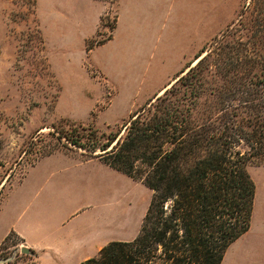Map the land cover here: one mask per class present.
Listing matches in <instances>:
<instances>
[{"label":"trees","instance_id":"obj_1","mask_svg":"<svg viewBox=\"0 0 264 264\" xmlns=\"http://www.w3.org/2000/svg\"><path fill=\"white\" fill-rule=\"evenodd\" d=\"M248 6L242 28L204 47L195 65L132 114L122 137L102 142L76 123L55 128L63 145L153 191L133 240L110 241L78 264H222L251 228L257 186L248 166L264 162V0ZM212 57L218 74H203Z\"/></svg>","mask_w":264,"mask_h":264},{"label":"rangeland","instance_id":"obj_2","mask_svg":"<svg viewBox=\"0 0 264 264\" xmlns=\"http://www.w3.org/2000/svg\"><path fill=\"white\" fill-rule=\"evenodd\" d=\"M109 1L0 0L3 212H6V188L42 158L58 152L90 156L85 149L63 145L65 139L61 141L56 127L71 130V124L76 123L86 127L87 133L95 130L102 142L118 133L122 137L132 114L181 75L99 74L90 65L91 50L108 40L115 23L112 4L115 0ZM210 1L217 8L207 13L197 7V25L202 30L210 26L217 30L218 34L205 45L213 49L224 33L242 28L240 15L244 14L245 21L249 17L250 0L207 2ZM181 15L180 28L187 29L184 33L188 34L191 31L188 9ZM99 52L96 49L93 55L97 57ZM214 59L209 60V68L203 74H218L211 63ZM248 170L257 186L251 228L230 245L222 264H264V162L253 161ZM137 181L138 187L131 190L133 199L151 202L153 191ZM129 215L125 210L122 213L124 225ZM131 226L129 231L123 230L124 237L135 234L138 225ZM18 243L13 235L0 243V264L34 262L36 256L21 252Z\"/></svg>","mask_w":264,"mask_h":264},{"label":"crops","instance_id":"obj_3","mask_svg":"<svg viewBox=\"0 0 264 264\" xmlns=\"http://www.w3.org/2000/svg\"><path fill=\"white\" fill-rule=\"evenodd\" d=\"M203 1L115 0L111 35L91 50L90 65L99 74H184L218 34L211 26L202 30L197 25V7L207 13L217 8ZM187 9L188 34L180 28L181 12ZM76 154L46 156L6 188L0 243L13 234L19 240L16 246L36 256L32 264H78L98 255L110 241L130 240L139 233L150 201L133 199L136 180L98 157ZM124 210L130 214L125 225ZM134 223L135 234L124 237L123 230Z\"/></svg>","mask_w":264,"mask_h":264},{"label":"water","instance_id":"obj_4","mask_svg":"<svg viewBox=\"0 0 264 264\" xmlns=\"http://www.w3.org/2000/svg\"><path fill=\"white\" fill-rule=\"evenodd\" d=\"M115 144H116V142H115ZM20 250H21V252H23V253H24V252H27V253L29 252L28 248H26V247H23V248H21Z\"/></svg>","mask_w":264,"mask_h":264},{"label":"bare ground","instance_id":"obj_5","mask_svg":"<svg viewBox=\"0 0 264 264\" xmlns=\"http://www.w3.org/2000/svg\"><path fill=\"white\" fill-rule=\"evenodd\" d=\"M196 62H197V60H196ZM169 85H170V84H169ZM169 85H168V86H169ZM165 89H166V88H165ZM165 89H164V90H165ZM164 90H160L158 94L161 95V94L164 92Z\"/></svg>","mask_w":264,"mask_h":264}]
</instances>
